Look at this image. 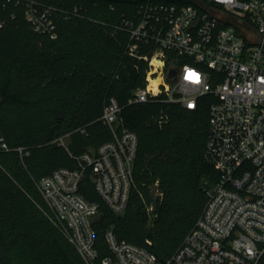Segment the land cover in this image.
I'll list each match as a JSON object with an SVG mask.
<instances>
[{
  "label": "trees",
  "instance_id": "1",
  "mask_svg": "<svg viewBox=\"0 0 264 264\" xmlns=\"http://www.w3.org/2000/svg\"><path fill=\"white\" fill-rule=\"evenodd\" d=\"M36 1L52 9L55 39L34 31L22 6L0 0V264H84L36 184L57 168H74V156L112 138L102 119L111 99L120 107V126L138 144L124 214L108 209L88 173L80 181L79 192L98 204L92 225L99 255L107 254L103 235L112 228L118 239L167 259L201 213L205 182L218 176L203 157L206 96L195 110L157 98L129 102L144 83L145 64L127 52L128 33L118 25L143 0ZM155 188L156 216L146 228Z\"/></svg>",
  "mask_w": 264,
  "mask_h": 264
},
{
  "label": "built area",
  "instance_id": "2",
  "mask_svg": "<svg viewBox=\"0 0 264 264\" xmlns=\"http://www.w3.org/2000/svg\"><path fill=\"white\" fill-rule=\"evenodd\" d=\"M2 2L22 6L34 31L57 37L50 7ZM118 27L128 33L127 52L145 64L144 83L130 103L157 98L195 110L206 96L203 157L218 176L205 182L201 213L170 257L161 260L145 246L118 239L112 228L104 232L107 254L100 256L92 225L98 204L79 192L80 181L88 173L108 209L124 214L138 144L137 135L120 126V107L111 99L102 119L112 138L74 156V168H57L37 181L54 223L84 264H262L264 0H143ZM142 48L149 53L140 54ZM171 69H177L172 77ZM57 141L65 146L63 138ZM1 147L8 149L5 142Z\"/></svg>",
  "mask_w": 264,
  "mask_h": 264
},
{
  "label": "rangeland",
  "instance_id": "3",
  "mask_svg": "<svg viewBox=\"0 0 264 264\" xmlns=\"http://www.w3.org/2000/svg\"><path fill=\"white\" fill-rule=\"evenodd\" d=\"M89 149H93V148H89ZM206 180L204 179V180H201V185L205 182ZM157 192H158V190H157V188H155V189H152V191H150V195H151V197H152V200H151V202L150 203H147L146 204V210H147V213H148V219H147V221L145 222V224H144V226L146 227V228H149V227H151L152 225H153V220H154V218H155V216H156V214L154 213V203H153V201L155 200V198H156V195H157Z\"/></svg>",
  "mask_w": 264,
  "mask_h": 264
},
{
  "label": "water",
  "instance_id": "4",
  "mask_svg": "<svg viewBox=\"0 0 264 264\" xmlns=\"http://www.w3.org/2000/svg\"><path fill=\"white\" fill-rule=\"evenodd\" d=\"M177 72V69H171L170 71V77H172L173 75H175ZM146 235H148V233H146Z\"/></svg>",
  "mask_w": 264,
  "mask_h": 264
}]
</instances>
